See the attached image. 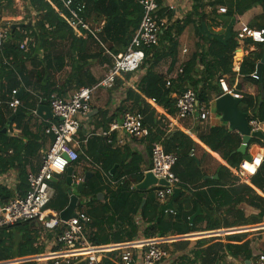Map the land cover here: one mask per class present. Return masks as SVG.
<instances>
[{"label": "trees", "instance_id": "1", "mask_svg": "<svg viewBox=\"0 0 264 264\" xmlns=\"http://www.w3.org/2000/svg\"><path fill=\"white\" fill-rule=\"evenodd\" d=\"M24 4L25 16L28 22L11 24L9 38L0 47V176L14 170L17 174V184L14 190L0 185V203L13 198L14 193L21 197L28 191L27 177L36 173L40 164H34L41 149H48L53 138L44 133L46 123L37 125L31 130V122L27 112L36 110L39 106H48V98L56 94L67 98L73 90L91 88L98 82L90 73L91 63H105L112 66L111 59L104 49L94 39L84 36L78 30L77 37L68 23L69 15L58 0H20ZM84 3V18L92 24L103 22L99 39L104 47L112 54L124 53L136 32L141 18L142 7L135 0H74ZM15 0H0V18L4 12L15 10ZM225 8L224 14L218 13V8ZM259 7L261 13L250 20L248 27L264 29V0H191L190 8L185 16L173 19L172 10H160L158 19H167L158 42L149 48L143 47L144 59L139 67L143 71L133 87H127L126 82L132 81V74H121L117 77L113 87L104 91L103 88L95 90L91 98V105L95 98L104 91L106 101L102 107H93L97 110L95 118L99 122L94 129L100 128L103 132L109 130L114 121H121L122 116L128 112H138L143 116L144 125L151 128L149 143L160 142L165 153H175L178 156L172 171L180 180L181 192L175 203L174 214L161 211L162 205L156 202L155 188L139 191L131 188V183H140L143 174L138 163L140 158L135 154H126L121 148L114 147L113 139L91 135L85 146V154L93 162L99 163L104 173L110 174L115 167L111 178L117 181L114 190L106 186L98 171L90 169L91 177L84 183L76 196L79 199L77 210L83 212L89 219L85 229V236L94 246H108L131 242L137 236L139 226L134 223L133 217H140L145 225L142 236L145 239L168 236H184L196 232L216 231L233 227L258 225L264 220V162L259 171L249 183H234V176L242 160L243 154L237 152L241 141L237 133L229 132L226 127L211 128L198 141L211 152L217 154L226 166L214 160L198 144L179 130L169 133L163 130L162 119L165 115L175 113V101L178 95L187 89L195 94L199 104L208 106L211 96L219 97L221 91L217 80L221 76H229V87L233 85L235 76L239 78L233 89L234 95L241 97L238 105L240 112L247 114V121L255 118L264 120V65L261 76L252 78L256 64L263 55L264 44H253L246 41L247 46H254V52L245 55L238 72L233 71L234 52L239 48L234 26L237 18L248 11ZM206 8L210 12L205 11ZM61 14V15H60ZM16 25L14 29L12 26ZM193 28L195 37L194 52L187 61L179 62L178 39L187 27ZM220 28V31H216ZM25 42V49L20 44ZM258 52L256 55L255 53ZM68 60V61H67ZM168 61V69L160 73L157 69L162 62ZM69 63L67 76L65 75ZM198 66L202 68L199 70ZM174 69L176 70L174 72ZM181 69V72H179ZM171 73L174 75L171 76ZM170 85L167 87L166 82ZM133 82V81H132ZM245 83L253 85L252 93L243 89ZM24 92L20 97L21 106L18 110L22 115L15 116L10 125L15 124L19 130L18 137L2 134L11 111L6 103L11 98L13 90ZM125 90V97L120 104L111 111L112 97L119 90ZM74 91V92H75ZM261 94L263 97L261 98ZM154 100L155 104L151 103ZM110 104V105H109ZM92 107V106H91ZM162 109L165 115H158L157 109ZM258 140L252 139L251 144ZM114 147V148H113ZM264 150V141L261 144ZM11 151V153H9ZM191 151L193 155L190 156ZM128 153V152H127ZM81 158V156L79 157ZM39 165V166H38ZM216 178L208 180V171ZM73 175L77 178V175ZM51 183L54 189L52 200L45 210L59 213L69 200L66 178ZM123 178L121 182L120 179ZM127 178V179H126ZM227 180L233 183L227 185ZM206 189L203 190V187ZM190 187L193 192L189 197L184 190ZM258 190L257 194L254 190ZM261 195V196H260ZM195 198L191 209L186 205L190 199ZM81 202L84 204L82 205ZM245 203L256 209L258 214L254 218H245L241 212L238 222L220 223L215 217L222 207H235ZM197 210L200 215L190 224L189 218ZM32 222L16 223L0 229V263L15 258L22 259L42 254L44 248L38 245L39 232ZM205 224L203 229L199 224ZM263 226V225H262ZM61 228L51 232L53 236L60 234ZM49 239L52 237L48 236ZM243 235L231 234L225 236H211L198 239L193 252L194 263L215 264L220 261L219 252H225L232 258L244 255L248 260L251 251L248 240ZM190 242L184 241L185 247ZM56 249V248H55ZM103 263L108 264L104 258ZM21 264H34L23 262Z\"/></svg>", "mask_w": 264, "mask_h": 264}, {"label": "built area", "instance_id": "2", "mask_svg": "<svg viewBox=\"0 0 264 264\" xmlns=\"http://www.w3.org/2000/svg\"><path fill=\"white\" fill-rule=\"evenodd\" d=\"M58 1L68 13L70 18L68 23L77 37L80 36L78 30H82L84 36L94 39L111 59L112 66L104 78L91 88L75 91L67 98H62L56 94L49 96L48 108L55 121L48 123L44 133L52 136L53 141L43 153L38 171L28 175V191L26 194L22 197L17 194L9 201L0 203V229L23 222H39L40 226L48 232L61 228L60 234L55 236L53 241L56 249L49 255L52 264H104L102 259L104 246H94L85 236V229L90 223V219L83 212H76V217L64 222L59 219V213L45 210L46 205L54 196V189L51 185L52 179L55 178V175L64 174L68 167L73 166L79 160L77 134L81 129V120L87 118L91 112V98L95 90L99 88L109 90L113 87L116 78L120 77L121 74L137 72L144 59L142 48H149L158 42L165 25H167V19L166 17L162 19L157 17L161 10L159 0H135L143 11L140 24L126 51L114 55L104 47L99 39L104 23L94 25L84 18V3H76L74 0ZM170 10H173V7H170ZM225 12V8H218L219 14H224ZM9 28L10 25H0V47L9 38ZM236 38L239 45H244L246 41H251L253 44H264V29H253L247 25H242L236 30ZM20 49H25V42L20 44ZM238 70L239 67L233 69L236 73ZM179 72H181V69H179ZM252 78L257 79L255 72L252 74ZM217 84L221 95H234L233 89L229 87L225 76H221L217 80ZM169 85L170 83L167 81L166 86L168 87ZM18 92L13 90L10 100L6 103L8 109L12 112L18 110V107L21 106L20 98H17ZM151 103L154 106V100H151ZM1 104L2 102L0 101V106ZM175 110L174 115L171 116L175 120L196 117L199 121H205L209 116L206 107L198 103L196 94L191 89H187L177 96ZM31 113L33 116L37 115L36 110H31ZM157 113H159L158 109ZM161 121L163 130L167 133L179 127L176 122L168 120L167 116ZM247 125L251 132H260L264 137V120L259 121L255 118H250L247 121ZM117 130L134 139L146 138L150 133L149 128L143 123V116L136 111L125 113L119 123H112L108 132L102 135L109 138V133ZM251 140L248 143L242 142L240 144L245 147L246 151L250 152V159H243L234 173L239 183H247L248 179L256 175L264 162L263 148L257 143L251 144ZM256 140L259 142L264 141ZM254 150L260 151V157L257 158L252 154ZM192 155L193 151H191ZM150 158L151 168L149 172L157 181L163 180L166 183L165 186L159 184L153 186L155 188L154 196L159 204L165 205L171 200L174 190L178 189L181 184L172 171L173 166L177 162V156L174 153H165L162 144L154 142L150 146ZM88 166L96 169L110 181L109 174L104 173L99 165L95 167ZM72 179L75 184L81 181L73 174ZM165 213L174 214L172 211ZM164 242H166L164 238L160 237L149 240L144 245L140 264H159L167 258L168 252L163 247ZM121 249L123 251L119 257L120 264H135L132 252L129 250L130 248L123 247ZM18 261V259H13L0 264H19ZM258 261L260 264L264 263V253L259 256Z\"/></svg>", "mask_w": 264, "mask_h": 264}, {"label": "crops", "instance_id": "3", "mask_svg": "<svg viewBox=\"0 0 264 264\" xmlns=\"http://www.w3.org/2000/svg\"><path fill=\"white\" fill-rule=\"evenodd\" d=\"M190 4H191V0H159V5L161 6V10L170 9V7H173V10H172L173 19L182 18V16L185 15L186 12L189 10ZM254 9H256V8H254ZM100 23H103V22H100ZM95 25H98V24H95ZM237 29H235V27H234L235 32ZM215 30L220 31V28H216ZM190 32L193 33V28L191 26L187 27L186 30L183 32V34L179 38V47L182 49L181 55L179 56V62L187 61L189 59V57L191 56V54L194 52L195 37H194V34L191 37H189ZM185 40H188L190 43L186 44L184 42ZM188 49L190 50L189 53H188ZM183 50H185V52H183ZM237 50H240L241 54L243 55L242 56V58H243L248 53L254 52L256 50V48L254 46H247L246 49H240V46H239V48ZM237 50L234 52V56H235V53H238ZM242 58L240 60H237L235 57L233 58V69H236L239 67V64H240ZM168 64H169L168 61L162 62L160 64V66L157 67L158 71L160 73H165L168 69ZM201 68H202L201 66H198L199 70ZM109 69H110V67H108L105 63H100L98 61L95 63H91L90 67H89L90 73L92 74V76L94 77V79L97 82L100 81L102 78H104V76L107 74ZM175 71L176 70L174 69V72ZM142 74H143L142 70L141 71L138 70L137 72L133 73L132 74V81L133 82L131 80L129 82H126L125 83L126 86L127 87H133V84L138 82V80L140 79ZM172 75H174V73H171V76ZM225 77L227 79V82H230L229 76L225 75ZM238 81H239V78L237 76H235V78L233 80L234 83L231 86V89H235V85L238 83ZM253 88H254L253 85L250 83H245L243 86V89H245V91L249 92V93H252ZM74 91L75 90L69 92L67 94V97L69 95H71ZM104 91H106V90L104 89ZM104 91H102L98 95L99 98H95L93 100V103L91 105L92 106L91 112L87 116V118L81 120V129L79 130V132L77 134V139L79 141L78 153H79V157L81 156V158H79L78 162L73 164V166H71V167L74 170V174H75V171L77 173L81 174V175H77V178H79L81 180L85 177L86 173H90V169L87 167V165H91L94 167L98 166V165L100 166L99 163L93 162L92 159H90L86 156L85 146H86V141L89 138H91L90 136L93 135V133L95 134L96 137H100V136L105 137L102 134H104L106 132H103L100 128L94 129V126L99 122V118H95V115H97V110L93 108L95 106L98 108L103 106L104 102L106 101V94ZM234 96H238V95H234ZM124 97H125V90L124 89L117 91L115 93V95L112 97L111 105L109 104L110 106L108 108L111 111H113L120 104L121 100ZM215 98L216 97L214 95L211 96V99L208 102V106L202 104L203 106L206 107L207 111L209 112V116L205 121H199L196 119V117H187L185 119L175 120V118H172L169 115L168 116L165 115V112L162 109H158V111H159L158 114L163 115V116L165 115L168 117V120L170 119L173 122H176L177 124H179V127L173 129L172 132L175 130H179L183 134H186L190 139H192V141H194L196 144H198L205 152L210 154V156L214 160H216L220 164L226 166L225 163L220 159V157L217 154H214L213 152H211L207 147H205L202 143H200L198 141V137L206 135L211 128L220 127V126L227 128V125L221 122V114L219 112L216 111L215 114L210 113V109L214 108ZM46 107H48V106H46ZM8 110H10V109H8ZM16 111H19V110H16ZM36 111H37V109H36ZM214 111H215V109H214ZM14 112L11 111V113H12L11 117L13 116ZM29 121L31 122V130L34 131V129L36 128L37 125H40L43 122L48 125L49 122H54L55 119L43 120L36 115V116L30 118ZM119 122L120 121H114L113 123H119ZM10 123L7 127L5 126L7 128L5 134H7L9 136L18 137L19 130L16 128L15 124L10 125ZM148 128H149V131L151 133V128L150 127H148ZM107 132H108V130H107ZM150 133H149V136H150ZM232 133H237V132H232ZM237 134L239 135V133H237ZM148 137L141 138V139H134V138H131V137L125 135L123 132H121L119 130L109 133V139L110 138H111V140L113 139V144L115 145L114 147L121 148L122 151L126 152V154H128V155L129 154H135L137 157L140 158V163H138L139 164L138 167L140 168V172H142V174H143V178H144V175L147 172H149V170L151 168V158H150V146H151V144L149 143ZM239 137H240V141H241L242 140L241 136L239 135ZM108 141H110V140H108ZM241 143H242V141H241ZM46 150L47 149H41L40 150L39 157L37 160H35L34 164H40V161L42 159V155ZM249 153H250L249 151H246V155L249 156ZM256 153H260V151L254 150L252 152V154H254V155ZM190 156H191V153H190ZM177 160H178V156H177ZM100 168H101V166H100ZM93 171H97V170L93 169ZM208 173H209V175L206 176V178L208 180H213L216 178V176L210 170L208 171ZM61 175H65V178H66V173L61 174ZM61 175H56L54 178L56 181L53 183H57L58 179L56 177L57 176L59 177ZM109 176H110V181H108L104 176L101 175L104 184L106 186H108L109 188H111L112 190H114L118 183L116 180L111 178L110 174H109ZM88 177H91V175H89ZM250 179L247 180V183H249ZM120 181L122 182L123 178L120 179ZM232 183H233L232 181L227 180V185H230ZM234 183L241 184L237 181H235ZM16 184H17V174L14 170H11L8 173L0 176V185L5 186L8 189L14 190ZM137 184H139V183H137ZM137 184L131 183V188L136 190ZM248 185L250 187L252 186L250 183ZM151 188H153V187H151ZM178 189L180 190V193L183 192L180 189V187ZM205 189H206V186L203 187V190H205ZM70 190H72V188L68 186L67 194ZM183 190H184V195H186L187 197H189L190 193L193 192V189H191L190 187H187V189H183ZM254 190L257 194L260 193L255 188H254ZM75 193H76V191L72 190V194H75ZM15 195H17V194L14 193V196ZM193 199H195V198L190 199L189 202L187 203V205H186L187 209H191L193 207L194 203L196 202ZM77 203L79 205V199H78ZM81 204L83 205L84 203L81 202ZM78 205H77V207H78ZM77 207H76L75 212L79 211V210H77ZM173 208L175 209L174 201H173ZM49 211L53 212L52 210H48V212ZM197 211L199 213L196 215V217L201 214L199 210H197ZM236 212H241L245 218H254L258 214V211L256 209L248 206L245 203H240L235 207V209L230 208V207L220 208L217 212H215V217L218 219V221L220 223H223V222H230L231 223L234 221L238 222L240 220V217L237 216L238 214ZM133 221L135 224H137L139 226L137 236L134 240H132L131 242H126V243H121V244H112V245H108V246L103 247L104 253H103L102 257L104 258V260L106 259L108 261V264H120L119 257L123 251L121 249L123 247H129L130 248L129 250L132 252L134 263L140 264L141 255H142V252L144 250V245L149 240H153L154 238L153 239H145L142 236V232L144 230L145 225H143V223H141L140 217L134 216ZM31 224L37 228H41V230L39 232L38 245L42 246L44 248V250H43L44 252L42 254L37 255V256L18 259L19 264H21L23 262H33L34 264H52V261H50V259H49V255L55 251V246L53 245V241H54L55 236H53L51 234V232L44 230L40 226L39 222H33ZM261 224H263V226ZM261 224L233 227V228H229V229H220V230H216V231L196 232V233H191V234H187L184 236H177V237H173V236L165 237L164 240L166 242H164L163 247L168 252V257L165 258L159 264H200V261H197V260L194 263H191V261L194 258L193 252L196 250V248H194L195 242L198 239L208 238V237L217 236V235L218 236H225V235H231V234L243 235L244 236L243 238L245 240H248L249 248L251 251V255H250L249 259L245 260L244 255H242L240 258H232L229 255H227L225 252H219L218 255L221 258H220V261L215 263V264H260V262L258 261V258H259V256H261V254L264 253V228H262V227H264V220ZM198 226L200 229H203L205 224L204 223L199 224ZM49 235L52 236L50 239L48 237ZM155 238H157V237H155ZM184 241L190 242L187 247L184 246V244H183ZM15 259H17V258H15Z\"/></svg>", "mask_w": 264, "mask_h": 264}, {"label": "water", "instance_id": "4", "mask_svg": "<svg viewBox=\"0 0 264 264\" xmlns=\"http://www.w3.org/2000/svg\"><path fill=\"white\" fill-rule=\"evenodd\" d=\"M14 27H16V25H13L12 29H14ZM237 51L240 52V50H237ZM262 51H263V55H262L261 59L257 62L256 68H255V73L257 75V78H259L261 76L262 68L264 65V46L262 48ZM23 92H24L23 88H20L18 95H17V98H20L22 96ZM262 97H263V94H261V98ZM241 99L242 98L238 97V96L223 94V95H221L215 99L214 109H215V111H217L221 114V122L227 125L228 131L239 133V135L241 136V139H242L241 141L243 143H248L251 140V138H256V139L263 141L264 137L260 132H251L250 131V129L247 125V114L239 111L238 105H239ZM19 115H22V113L20 111H15L13 116L9 118V120L6 124V127L14 119L15 116H19ZM37 116L43 120L55 119L52 116L49 108L46 106H39L37 108ZM6 127L1 132L2 134H5L6 129H7ZM237 152L245 155L246 149L243 145H240V147L237 149ZM244 159L249 160L250 156L245 155ZM114 169H115V167L111 170L110 175H112ZM65 173H66L67 185L69 187H71L72 190H75L77 192H79L81 190V188L83 187L84 183L88 181V176L89 175L92 176V174L86 173L85 177L79 183L75 184V183H73V179H72V174H73L72 167H68L66 169ZM55 181H56L55 179H52V182H55ZM156 184L163 185V186L166 185V183L163 180L157 181L150 172H147L144 175L143 180L139 184H137L136 190L146 191L149 188L155 186ZM72 190H70L68 192L69 201H68L67 206L59 212V219L61 221H64V222L76 217L75 211H76V207L78 205V203H77L78 198L75 194H72ZM179 193H180L179 189L174 190L171 200L167 204H165L161 207L162 212L165 213L167 211H172V212L175 211L173 208V201L177 198ZM198 213L199 212L197 211L194 215H192L189 218L190 224L193 222L194 218L196 217V215Z\"/></svg>", "mask_w": 264, "mask_h": 264}, {"label": "rangeland", "instance_id": "5", "mask_svg": "<svg viewBox=\"0 0 264 264\" xmlns=\"http://www.w3.org/2000/svg\"><path fill=\"white\" fill-rule=\"evenodd\" d=\"M15 10L13 11V12H4L3 14H2V17L0 18V25H2V26H7V25H11V24H15V23H20L21 21H24V22H28V20H29V18H24V16H25V9H24V4L22 3V2H20V0H15ZM258 7H256V9H252V10H250V11H248L247 13H245L243 16H241V17H239L238 19H237V23L235 24V29H237L239 26H242V25H247L248 26V23L250 22V20L252 19V18H254L255 16H257V15H259L260 13H261V9L260 8H258ZM205 11L207 12V13H209L210 12V9L209 8H206L205 9ZM185 15H183L182 16V18L184 17ZM242 24V25H241ZM193 35V33L192 32H190L189 33V37H191ZM178 41H179V39H178ZM182 41V40H181ZM186 44H189L190 42L188 41V40H185L184 41ZM246 47H247V45H243V44H240V49H246ZM181 48L179 47V56L181 55ZM189 49H188V53H189ZM256 55L258 54V52H256L255 53ZM242 54H241V52H238V53H236L235 54V58L237 59V60H240L241 58H242ZM68 61V60H67ZM65 71V75H60L59 77H60V80H63L66 76H67V74H68V72H69V63L67 64V67H66V69L64 70ZM244 86V85H243ZM210 113L211 114H215L216 113V111H214V108L213 109H210ZM27 116L29 117V118H32V117H34L33 115H32V113H31V111H28L27 112ZM257 144L258 145H260L261 146V144H262V142H257ZM248 153V152H247ZM75 174L76 175H81L80 173H77L76 171H75ZM56 176V175H55ZM63 177H65V175H61V176H59L58 178L59 179H61V182H62V180H63ZM250 181V180H249ZM66 185H67V183H66ZM77 192V191H76ZM76 194V193H75ZM261 196V195H260ZM264 198V197H263ZM261 225H263V224H261ZM262 228H264V227H262Z\"/></svg>", "mask_w": 264, "mask_h": 264}, {"label": "bare ground", "instance_id": "6", "mask_svg": "<svg viewBox=\"0 0 264 264\" xmlns=\"http://www.w3.org/2000/svg\"><path fill=\"white\" fill-rule=\"evenodd\" d=\"M255 156L258 158L260 157V153H256Z\"/></svg>", "mask_w": 264, "mask_h": 264}, {"label": "clouds", "instance_id": "7", "mask_svg": "<svg viewBox=\"0 0 264 264\" xmlns=\"http://www.w3.org/2000/svg\"><path fill=\"white\" fill-rule=\"evenodd\" d=\"M54 179V178H53ZM80 182V181H79ZM74 183V182H73ZM163 206V205H162ZM78 212H80V211H78Z\"/></svg>", "mask_w": 264, "mask_h": 264}]
</instances>
